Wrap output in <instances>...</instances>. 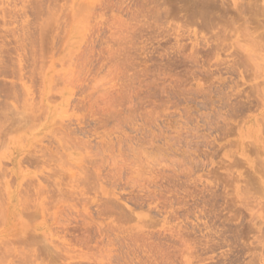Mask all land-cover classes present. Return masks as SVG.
<instances>
[{
    "label": "rangeland",
    "instance_id": "obj_1",
    "mask_svg": "<svg viewBox=\"0 0 264 264\" xmlns=\"http://www.w3.org/2000/svg\"><path fill=\"white\" fill-rule=\"evenodd\" d=\"M189 1L0 0V264H264V0Z\"/></svg>",
    "mask_w": 264,
    "mask_h": 264
},
{
    "label": "bare ground",
    "instance_id": "obj_2",
    "mask_svg": "<svg viewBox=\"0 0 264 264\" xmlns=\"http://www.w3.org/2000/svg\"><path fill=\"white\" fill-rule=\"evenodd\" d=\"M191 1H193V0H191ZM198 1H199V0H198ZM209 1H210V0H209ZM216 1H217V0H216ZM222 1L224 2V0H222ZM222 1H221V2H222ZM225 1H226V0H225ZM189 2H190V1H189ZM201 2H202V0H200V2H199V3L201 4V6H202L203 3H201ZM221 2H220V5L222 4ZM253 2H258V1H255V0H254ZM263 2H264V1H262V3H263ZM192 3H196V4H197L198 2H197V0H194L193 2H190V5H191ZM199 3H198V4H199ZM259 3L261 4V0L259 1ZM88 4H89V3H88ZM90 4H91V3H90ZM90 4H89V5H90ZM107 4H108V3H107ZM169 4H172V3H169ZM169 4H168V5H169ZM198 4H197V6H198ZM200 4H199V6H200ZM242 4H243V3H242ZM242 4H241V6H242ZM245 4H247V3H245ZM250 4H251V3H250ZM250 4H248L246 7H248V8H249V7L253 8V5H254V8H255V6L258 5V4H256V5H255V4L250 5ZM218 5H219V4H217V6H218ZM220 5H219V6H220ZM226 5H227V4H226ZM226 5H225V6H226ZM233 5H234V4H233ZM235 5L237 6V5H239V4H235ZM249 5H250V6H249ZM261 5H263V4H261ZM261 5H260L259 8H258V6H256V7H257V9H259L260 13L262 14V12H264V11H262L261 9H264V8L261 7ZM170 6H171V5H170ZM170 6H169V7H170ZM174 6H175V5H174ZM191 6H192V5H191ZM193 6L195 7V4H194ZM197 6H196V7H197ZM209 6H210V5H209ZM212 6H213V5L210 6V9H214V10H215V9L217 8V6H216V8H214V6H213V8H212ZM222 6H223V4H222ZM263 6H264V5H263ZM171 7H172V6H171ZM194 7H193V8H194ZM205 7H206V6H205ZM205 7H204V9H205ZM172 8H173V7H172ZM175 8H176V10H177L178 7H175ZM175 8H174V9H170V8H169V9L172 10V12H173V10H175ZM202 8H203V6L200 7V9H198V10H200V12H196V10L194 11L193 9H192V12H194V13L196 12L197 14L200 15V17H201L202 15H203V16H207L208 14H211V13H212V15L214 16V13L212 12L213 10H211V12L209 13L210 10H209L208 6H207L208 9H205V11L209 10V11H207V15H206V14H205V15L203 14V12L205 13V11H204V9L201 10ZM219 8H220V7H219ZM222 8H225V7H222ZM226 8H227V6H226ZM226 8H225V9H221L220 11H221V12H222V10L227 11V9H228L229 7H228L227 9H226ZM231 8H233V7H230L229 10H230ZM237 8H239V6H238ZM237 8H235V10H236ZM244 8H245V7H244ZM244 8H243V9H244ZM251 8H249V9L251 10ZM254 8H253V11L256 10V9H254ZM178 9H180V8H178ZM182 9H183V8H182ZM185 9H186V8H185ZM170 10H169V11H170ZM229 10H228V11H229ZM231 10H233V9H231ZM235 10H234V11H235ZM183 11H184V9H183ZM185 11H186V10H185ZM190 11H191V10H190ZM216 11H217V10H216ZM216 11H215V12H216ZM220 11H219V12H220ZM253 11H252V12H253ZM256 11H257V10H256ZM170 12H171V11H170ZM177 12H178V11H177ZM181 12H182V10H181ZM238 12H239V11H238ZM200 13H201V14H200ZM232 13H233V12H232ZM232 13H231V15H232ZM241 13H242V12H241ZM260 13L258 14V12H257V13H254V14H255V16L258 14L259 16L263 17L264 13H263V15H260ZM89 14H90V13H89ZM169 14H170V13H169ZM174 14H177V13H174ZM220 14H221V13H220ZM220 14H219V15H220ZM237 14H238V13H237ZM249 14H250V13H248V16H249ZM180 15H181V14H180ZM187 15H188V14H187ZM193 15H194V14H193ZM199 15H198V17H199ZM238 15H240V13H239ZM238 15L235 16V15L233 14L232 17H233V18L236 17V20H237V18H238V19L240 18V17H238ZM244 15H247V14L244 13ZM258 15H257V16H258ZM89 16H90V15H88V17H89ZM188 16H189V15H188ZM216 16H217V15L214 16V20L217 18ZM229 16H230V14H229ZM229 16H227V18H229ZM175 17H177V16L175 15ZM184 17H185V16H184ZM189 17H190V16H189ZM189 17H188V18H189ZM215 17H216V18H215ZM221 17H222V15H221ZM225 17H226V16H224V18H225ZM230 17H231V16H230ZM250 17H251V16H250ZM182 18H183V16H182ZM185 18H186V17H185ZM193 18H194V17H193ZM218 18H219V17H218ZM224 18L222 17L223 20H222L221 22H223V21L226 19V18H225V19H224ZM242 18H243V16L241 17L240 20L243 21V22L245 23V21H244L243 19L246 20V18H243V19H242ZM247 18H248V17H247ZM255 18H257V17H255ZM177 19H179V18H177ZM203 19H204V18H203ZM220 19H221V18H220ZM231 19H232V18H231ZM253 19H254V18H253ZM204 20H205V19H204ZM204 20H203V22H204ZM240 20H239V21H240ZM248 20H249V21H250V20H251V21H255V19L252 20V19H249V18H248ZM194 21H195V23H196V20H194ZM194 21H192V22H194ZM200 21H201V20H200ZM200 21H199V22H200ZM205 21H207V19H206ZM219 21H220V20H219ZM226 21H227V23L231 22V21H228L227 19H226ZM234 21H235V19H234ZM241 21H240V22H241ZM246 21H247V20H246ZM251 21H250V22H251ZM258 21H259V20H258ZM258 21H256V25H257V22H258ZM263 21H264V20H263ZM210 22H212V21H210ZM237 22H238V21H237ZM259 22H260V24H262L261 20H260ZM188 23L190 24L191 22H188ZM204 23H205V22H204ZM217 23H218V21H216L215 24L217 25ZM224 23H225V22H224ZM224 23H223V24H224ZM232 23H233V22H232ZM232 23H231V24H227V25H228V26H229V25L233 26ZM244 23H243V25L246 24V23H245V24H244ZM193 24H194V23H193ZM193 24H192V25H193ZM197 24H198V23H197ZM207 24H209V20L207 21ZM207 24H206V25H207ZM210 24H211V25H212V24L214 25V23H210ZM220 24H221V23H220ZM247 24H249V22H247ZM251 24H253V23H251ZM211 25H210V26H211ZM225 25H226V24H225ZM227 25H226V26H227ZM241 25H242V23H241ZM243 25L241 26V27H242V30H240V28H239V31H242V33H243V29H245L244 31L246 32V31L248 30L247 28L250 27L249 25H248V26L245 25V26H247V28H246V27L244 28ZM256 25H255V27H257V28L260 26V25H259V26H256ZM197 26H198V25H197ZM200 26H201V25H199V27H200ZM207 26L209 27V25H207ZM226 26H225V27H226ZM253 26H254V25H253ZM261 26L263 27L264 24L261 25ZM255 27H253V28L251 27V28H252V29H255ZM203 28H205L204 25H203ZM203 28H202V29H203ZM206 28H207V27H206ZM206 28H205L204 30H207ZM228 28H229V27H228ZM235 28H238V27H235ZM251 28H249V29H251ZM260 28H261V27H260ZM246 29H247V30H246ZM48 30H49V29H48ZM258 30H260V29L258 28ZM11 31H12V30H11ZM239 31H238V32H239ZM255 31H256V30H255ZM48 32H49V31H48ZM218 32H219V30H218ZM218 32H216V34H218ZM221 32H222V31H221ZM250 32H251V31H250ZM250 32H249V34H250ZM13 33H14V31H13ZM13 33H12V34H13ZM46 33H47V32H46ZM50 33H51V32H50ZM246 33H248V32H246ZM251 33H253V32H251ZM263 33H264V32H262V34H263ZM51 34H52V33H51ZM223 34H224V33H223ZM239 34H240V33H239ZM13 35H14V34H13ZM213 35H215V34H213ZM245 35H246V34H245ZM50 36H51V35H50ZM226 36H227V35H226ZM243 36H244V33H243ZM250 36H251V35H250ZM261 36H262V35H261ZM42 37H43V35H42ZM244 37L249 38V35H248V37H247V36H244ZM259 37H260V35L258 36V38H259ZM44 38H45V37H44ZM227 38H228V36H227ZM227 38H226V39H227ZM252 38H254V37H252ZM260 38H261V37H260ZM48 40H49V39H48ZM229 40H230V39H229ZM253 40H254V39H252V41H253ZM255 40H256V39H255ZM258 40H259V39H257L256 41H258ZM260 40H262V39H260ZM252 41H251V43H253ZM259 42H260V41H259ZM257 43H258V42H257ZM255 44H256V43H255ZM212 46H213V45H212ZM212 46H211V47H212ZM212 48L216 49V46H214V47H212ZM41 50H42V49H41ZM211 50H212V49H210L209 52H211ZM43 56H44V55H43ZM127 61H128V60H127ZM237 64H238V63H237ZM122 65H123V64H122ZM130 66H131V65H130ZM136 76H137V75H136ZM131 78H132V77H131ZM133 78H135V77H133ZM64 82H65V81H64ZM9 85H10V84H9ZM126 86H127V85H126ZM11 87H12V86H11ZM131 87H132V85H131ZM12 88H13V87H12ZM119 88H120V87H119ZM128 88H129V87H128ZM263 90H264V88H263ZM121 91H122V90H121ZM2 92H3V91H2ZM9 93H10V92H8V94H9ZM13 93H14V92H13ZM108 93H109V92H108ZM105 94H106V93H105ZM111 94H112V93H111ZM126 94H127V93H126ZM6 95H7V94H6ZM12 95H14V94H12ZM22 95H23V94H22ZM114 95H115V94H114ZM127 95H128V94H127ZM138 95H139V94H138ZM138 95H137V96H138ZM132 96H133V95H132ZM10 97H11V96H10ZM119 97H120V96H119ZM128 97H129V96H128ZM248 97H249V96H248ZM108 98H109V97H108ZM108 98H107V99H108ZM258 98H259V97H258ZM261 98H262V96H261ZM120 99H121V98H120ZM124 99H126V98H124ZM130 99H132V98H130ZM245 99H246V98H245ZM48 100H49V99H48ZM113 100H114V99H113ZM113 100H112V101H113ZM115 100H116V99H115ZM135 100H136V99H135ZM262 100H263V98H262ZM40 101H41V100H40ZM101 101H102V100H101ZM136 101H137V100H136ZM5 102H6V100H5ZM41 102H42V101H41ZM41 102H40V103H41ZM53 102H54V101H53ZM53 102H52V103H53ZM115 102H116V101H115ZM119 102H120V101H119ZM123 102H124V101H123ZM129 102H130V101H129ZM1 103H2V102H1ZM79 103H80V102H79ZM111 103H113V102H111ZM111 103H110V104H111ZM121 103H122V101H121ZM9 104H10V103H9ZM101 104H102V103H101ZM107 104H108V103H107ZM22 105H23V104H22ZM28 105H29V104H28ZM28 105H27V106H28ZM86 105H87V104H86ZM123 105H124V104H123ZM8 106H9V105H8ZM93 106H94V105H93ZM103 106H104V105H103ZM112 106H113V105H112ZM125 106H127V105H125ZM142 106H143V105H142ZM42 107H44V106H42ZM90 107H91V106H90ZM5 108H6V106H5ZM34 108H35V107H34ZM39 108L41 109V107H39ZM114 108H115V107L113 106V110H115ZM132 108H133V107H132ZM138 108H139V107H138ZM229 108H230V107H229ZM11 109H12V108H11ZM123 109H124V107H123ZM139 109H140V108H139ZM22 110H23V108H22ZM42 110H43V108H42ZM45 110H46V109H45ZM129 110H130V108H129ZM132 110H133V109H132ZM240 110H241V109H240ZM243 110H244V109H243ZM26 111H29V108L26 109ZM26 111H25V112H26ZM35 111H36V110H35ZM37 111H38V109H37ZM39 111H40V110H39ZM115 111H116V110H115ZM138 111H139V110H138ZM12 112H13V111H12ZM18 112H19V111H18ZM134 112H135V111H134ZM134 112H133V113H134ZM127 113H128V112H127ZM133 113H132V114H133ZM138 113H139V112H138ZM234 113H235V112H234ZM33 114H34V113H33ZM117 114H118V113H117ZM2 115L5 116L4 114H2ZM14 115H15V114H14ZM22 115H23V114H22ZM30 115H31V114H30ZM104 115H105V114H103V116H104ZM23 116H24V115H23ZM109 116H110V115H109ZM114 116L116 117V114H115ZM17 117H18V116H17ZM43 117H44V116H43ZM110 117H111V116H110ZM110 117H109V118H110ZM14 118H15V117H14ZM24 118H25V117H24ZM26 118H27V117H26ZM29 118H30V117H29ZM35 118L37 119V117H35ZM12 119H13V118H12ZM38 119H39V118H38ZM41 119H42V117H41ZM110 119H112V118H110ZM115 120H116V119H115ZM122 120H123V119H122ZM111 121H113V119H112ZM123 121H124V120H123ZM9 122H10V121H9ZM32 122H33V121H32ZM107 122H108V121H107ZM13 123H14V122H13ZM103 123H104V122H103ZM121 123H122V122H121ZM20 124H21V123H20ZM22 124H23V123H22ZM114 124H115V123H114ZM64 125H65V124H64ZM100 125H101V124H100ZM117 125H118V124H117ZM21 126H22V125H21ZM31 126H32V125H31ZM34 126H35V125H34ZM59 126H60V125H59ZM65 126H66V125H65ZM68 126H69V125H68ZM12 128H13V127H12ZM31 128H32V127H31ZM55 128H57V127H55ZM62 128H63V127H62ZM64 128H65V127H64ZM78 128H79V127H78ZM118 128H119V127H118ZM79 129L81 130L82 128H79ZM90 129H91V128H90ZM91 130H92V129H91ZM54 131H55V130H54ZM60 131H62V130H60ZM65 132H66V131H65ZM66 133H67V132H66ZM73 133H74V132H73ZM57 134H58V133H57ZM63 134H64V133H63ZM69 134H70V133H69ZM80 134H81V133H80ZM89 135H90V134H89ZM67 136H68V135H67ZM86 136H87V135H86ZM121 136H122V135H121ZM65 137H66V136H65ZM66 138H67V137H66ZM76 138H77V137H76ZM79 139H80V138H79ZM81 139H82V138H81ZM87 140H88V139H87ZM102 140H103V139H102ZM88 141H89V140H88ZM88 141H87V142H88ZM117 141H119V140H117ZM134 141H135V140H134ZM68 142H69V141H68ZM84 142H85V141H84ZM71 143H72V142H71ZM101 143H102V142H101ZM52 144H53V143H52ZM106 144H107V143H106ZM139 144H141V143H139ZM75 145H76V144H75ZM78 145H79V144H78ZM81 145H83V143H81ZM98 145H99V144H98ZM124 145H125V143H124ZM76 146H77V145H76ZM84 146H86V145H84ZM90 146L92 147V145H90ZM109 146H110V145H109ZM87 147H88V146H87ZM73 148H74V147H73ZM92 148H93V147H92ZM111 148H112V147H111ZM76 149H78V148L76 147ZM128 149H129V148H128ZM89 150H90V149H89ZM95 150H96V149H95ZM103 150H104V149H103ZM110 150H111V149H110ZM125 151H126V150H125ZM36 152H37V151H36ZM90 152H91V151H90ZM136 152H137V151H136ZM61 153H62V152H61ZM88 153H89V152H88ZM95 153H97V152H95ZM110 153H111V152H110ZM132 153H133V152L131 151V154H132ZM91 154L94 155L93 153H91ZM112 154H113V153H112ZM120 154H121V153H120ZM95 155H96V154H95ZM99 155H100V153H99ZM110 155H111V154H110ZM126 155H127V154H126ZM129 155H130V154H129ZM96 156H97V157H100V156H98V155H96ZM96 156H95V157H96ZM111 156H112V155H111ZM119 156H120V155H119ZM132 157H133V156H132ZM101 158H103L102 155H101ZM24 159H25V158H24ZM47 159H48V158H47ZM50 159H51V158H50ZM98 159H99V161H100V158H98ZM114 159H115V158H114ZM85 160H87V159L85 158ZM104 160H105V158H104ZM110 160H111V159H110ZM112 160H113V159H112ZM33 161H34V160H33ZM54 161H55V160H54ZM87 162H88V161H87ZM90 162H91V161H90ZM103 162H105V161H102V163H103ZM97 163H98V162H97ZM109 163H110V162H109ZM112 163H113V162H112ZM112 163H111V164H112ZM115 163H116V162H115ZM92 164L95 165L96 162H95V163L93 162ZM46 165H47V164H46ZM113 165H114V164H113ZM115 165H116V164H115ZM115 165H114V166H115ZM51 166H52V165H51ZM107 168H108V167H107ZM111 168H112V167H111ZM114 168H116V166H115ZM114 168H113V169H114ZM51 169H52V168H51ZM101 169H102V167H101ZM103 169H104V168H103ZM116 169H117V168H116ZM104 170H105V169H104ZM117 170H118V169H117ZM59 171H60V170H59ZM92 171H93V170H92ZM95 171H96V170H95ZM110 171H111V170H110ZM113 171H114V170H113ZM85 172H86V171H85ZM98 172H99V171H98ZM111 172H112V171H111ZM261 172H262V170H261ZM112 173H116V172H112ZM91 174H92V173H91ZM93 174H94V173H93ZM60 175H62V174H60ZM97 175H98V173H96V176H97ZM112 175H113V174H112ZM117 175H118V174H117ZM67 176H68V175H67ZM77 176H78V175H77ZM89 176H90V175H89ZM94 176H95V175H94ZM68 177H69V176H68ZM103 177H104V176H103ZM42 178H44V177H42ZM48 178H49V177H48ZM93 178H94V177H93ZM93 178H92V179H93ZM104 178H106V177H104ZM112 178H113V177H112ZM115 178H116V177H115ZM117 178H118V177H117ZM88 179H89V178H88ZM97 179H98V178H97ZM110 179H111V178H108V180H110ZM49 181H50V180H49ZM98 181H100V177H99V180H97V182H98ZM114 181H115V180H114ZM249 181H250V180H249ZM95 182H96V180H95ZM118 182H119V181H118ZM89 183H91V181H89ZM85 184H86V183H85ZM107 184H108V183H107ZM82 185H83V184H82ZM110 186H111V185H110ZM121 187H122V186H121ZM94 188H96V187H94ZM119 188H120V187H119ZM97 190H98V189H97ZM58 191H59V190H58ZM63 192H64V191H63ZM90 192H93V191H90ZM38 193H39V192H38ZM59 193H60V192H59ZM75 193H76V192H75ZM98 193H99V192H98ZM66 194H67V193H66ZM57 195H58V194H57ZM67 195H68V194H67ZM80 195H81V194H80ZM82 196H84V195H82ZM134 196H135V195H134ZM59 197H60V196H59ZM61 197H62V196H61ZM108 197H109V196H108ZM141 197H142V196H141ZM64 198H65V197H64ZM64 198H63V199H64ZM83 198H84V197H83ZM110 198H111V197H110ZM110 198H109V199H110ZM146 198H147V197H146ZM80 199H81V198H80ZM107 200H108V198H107ZM116 200H118V199H116ZM74 201H75V200H74ZM109 201H111V199H110ZM114 201H115V200H114ZM137 201H138V200H137ZM36 203H37V201H36ZM81 203H82V202H81ZM86 203H87V202H86ZM135 203H136V202H135ZM137 203H138V202H137ZM106 204H107V202H106ZM106 204H103L104 206H102V207L105 208ZM108 204H109V202H108ZM110 204H111V202H110ZM110 204H109V205H110ZM112 204H113V203H112ZM116 204H117V202H116L114 205H116ZM109 205H108V206H109ZM138 205H140V204H138ZM32 206H33V205H32ZM97 206H98V205H97ZM118 206H119V204H118ZM109 207H110V206H109ZM109 207H107V208L109 209V212H111V210H110ZM115 207H116V206H115ZM120 207H121V206H120ZM35 208H36V207H35ZM37 208H38V207H37ZM103 208H102V211L105 210V209H103ZM117 208H118V207H117ZM108 209H107V210H108ZM115 210H116V209H115ZM115 210L113 209V212H114ZM98 211H99V210H98ZM98 211H97V212H98ZM116 211H117V210H116ZM37 212H38V211H37ZM106 212H107V211H106ZM106 212H105V213H106ZM109 212H108V213H109ZM99 213H100V212H99ZM103 213H104V212H103ZM105 213H104V214H105ZM31 214H32V213H31ZM36 214H37V213H36ZM96 214H98V213H96ZM111 214H112V213H111ZM101 215H103V214L101 213ZM80 216H81V215H80ZM83 216H84V215H83ZM92 216H93V215H92ZM98 216H99V214H98ZM114 216H115V215H114ZM120 216L122 217V215H119L118 217H120ZM122 218H125V217L123 216ZM127 218H128V217H127ZM118 219H119V218H118ZM128 219H129V218H128ZM82 220H83V219H82ZM124 220H126V218H125ZM117 221H118V220H117ZM121 221H122V220H121ZM119 222H120V221H119ZM129 222H130V221H129ZM108 223H109V222H108ZM154 223H155V222H154ZM81 224H82V223H81ZM83 224H84V223H83ZM153 225H154V224H153ZM142 226H143V225H142ZM103 228H104V227H103ZM77 229H79V228H77ZM104 229H105V228H104ZM89 230H90V229H89ZM101 230H102V229H101ZM107 231H108V230H107ZM115 231H116V230H115ZM90 232H91V230H90ZM93 232H94V231H93ZM100 232H102V231H100ZM108 233H109V232H108ZM108 233H107V234H108ZM101 234H102V233H101ZM108 235H109V234H108ZM88 236H89V235H88ZM88 236H87V237H88ZM137 236H138V235H137ZM115 237H116V236H115ZM82 238H83V237H82ZM133 240H134V239H133ZM50 241H51V240H50ZM81 241H82V240H81ZM90 241H91V240H90ZM90 241H89V242H90ZM125 241H127V240H125ZM128 241H131V240H128ZM143 241H144V240H143ZM83 243H84V242H83ZM83 243H82V244H83ZM87 243H88V242H87ZM77 244H78V243H77ZM87 245H88V244H87ZM45 247H46V246H45ZM45 247H43V248H45ZM99 247H100V246H99ZM88 248H89V247H88ZM100 248H101V247H100ZM47 249H48V248H47ZM93 249H94V248H93ZM103 250H104V249H103ZM131 250H132V249H131ZM45 251H46V249H45ZM48 251H49V250H48ZM39 252H42V254H43V251H42V250H40ZM52 252H53V251H52ZM107 252H108V251H107ZM53 253H54V252H53ZM99 253H100V252H99ZM99 253H98V254H99ZM42 254H41V255H42ZM46 254H47V253H46ZM46 254L44 253V258L46 257V256H45ZM54 254H55V253H54ZM77 254H78V253H77ZM124 254H125V253H124ZM47 255H48V254H47ZM55 255H56V254H55ZM104 255H105V253H104ZM56 256H57V255H56ZM61 256H62V255H61ZM52 257H53V256H52ZM57 257H58V256H57ZM66 257H67V256H66ZM110 257L112 258V256H110ZM118 257H120V256H118ZM40 258H41V257H40ZM44 258H43V260H44ZM58 258H59V257H58ZM74 258H75V257H74ZM45 259H46V258H45ZM55 259H56V258H55ZM64 259H66V258L64 257ZM71 259H72V258H71ZM109 259H110V258H109ZM112 260H113V259H112ZM164 260H165V259H164ZM49 261H50V260H49ZM53 261H54V260H53ZM53 261H52V262L50 261V262L53 263ZM109 261H110V260H109ZM32 262H33V261H32ZM151 263H152V262H151ZM157 263H158V262H157ZM94 264H96V262H95ZM107 264H108V263H107ZM142 264H143V263H142ZM215 264H216V263H215Z\"/></svg>",
    "mask_w": 264,
    "mask_h": 264
}]
</instances>
